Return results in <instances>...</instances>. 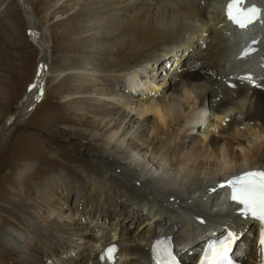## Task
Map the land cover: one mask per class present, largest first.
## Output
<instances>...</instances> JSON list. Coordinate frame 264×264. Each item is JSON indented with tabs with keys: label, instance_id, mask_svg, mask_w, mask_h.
Masks as SVG:
<instances>
[{
	"label": "bare ground",
	"instance_id": "1",
	"mask_svg": "<svg viewBox=\"0 0 264 264\" xmlns=\"http://www.w3.org/2000/svg\"><path fill=\"white\" fill-rule=\"evenodd\" d=\"M18 1L30 16L28 2ZM68 1L65 12L77 8L72 17L86 16L89 57L71 73L50 69L44 58L49 49L42 48L39 29L28 20L40 49V71L7 122L24 131L25 113L34 109L46 83L71 74L75 87L63 103L85 128L79 135L89 143L81 170L86 181L78 186L71 177L53 174L36 185L30 194L35 211L10 220L15 232H0V264H47L52 256L58 264H100L97 249L111 243L119 245L116 264H152L149 249L163 233L174 236L182 256L192 257L222 226L241 235L236 250L241 256L250 252L245 264H256L255 221L241 216L239 207L225 209L218 195L226 177L264 169V77L257 60L234 62L237 42L252 31L235 33L225 21L227 0ZM112 37L115 58L102 61L100 41ZM242 68L256 74L251 79L259 85L238 81ZM47 160L59 164L52 156ZM34 170L32 163H22L17 182ZM80 205L88 219L81 218L78 228L68 220ZM4 210L11 209L0 208L1 216ZM86 240L88 249L82 250Z\"/></svg>",
	"mask_w": 264,
	"mask_h": 264
},
{
	"label": "rangeland",
	"instance_id": "2",
	"mask_svg": "<svg viewBox=\"0 0 264 264\" xmlns=\"http://www.w3.org/2000/svg\"><path fill=\"white\" fill-rule=\"evenodd\" d=\"M67 1L26 0V3H29L26 7H30H28L30 12L28 20L35 21L34 23L41 28L47 41L50 69L66 70V68H70L68 72L70 70L69 73H71V67L83 64V59L89 57L87 52L90 49L88 46L90 40L86 36L87 33L83 32L87 29L86 16L83 15L84 19L82 16L77 17L79 20L72 17L73 13L79 11L77 8H75L77 11L65 12L64 7L67 4H72ZM21 7L18 0H0V31L2 30L0 32V127L17 113L21 100L30 91L40 71V49L37 44H35L36 47L34 46L28 20L25 19ZM105 24L110 23L105 21ZM112 34L113 29L110 35L112 36ZM40 42L42 43L41 40ZM100 44L99 46H103V55L101 57L99 55V59L102 58V61L114 59L115 57L110 52L113 46V37L101 40ZM106 47H109L108 50ZM98 65L99 69L106 68L101 63ZM68 72L61 75L55 83L52 84L51 81L46 83L45 90L38 96L39 99L36 101L31 115L26 117L23 124L21 123L25 126V130L17 131L18 127H14L0 140V208L11 209L10 211L4 210L2 216L0 215V232L14 231L10 220L17 221L18 218H28L29 212L35 211L32 209L33 200L30 199V194H32V189L35 190L40 183L45 181L46 177L53 174L62 175V177L68 176L73 178L72 180L78 186L86 181L81 176V170L85 166L84 153L88 140L80 138L79 135L80 131L85 128L78 124L79 117L70 113L63 103V95L73 91L75 87L71 84L74 78L70 76L71 74H67ZM102 84L104 87L112 89V82L109 81L106 84L103 80ZM229 118L232 119L231 116ZM239 118H241L240 115ZM68 142H73V144L70 145ZM46 156L54 157L59 164H50ZM143 160L147 162V157L144 156ZM24 162L32 163L36 170L17 182V171ZM94 162L102 165L95 158ZM89 186L91 187V184H88ZM82 207L83 205H80L78 211H74L73 217L68 221L75 222L76 225L80 224V219L86 216ZM55 216L54 214L53 217ZM86 217L88 219V216ZM87 222L90 221L87 220ZM80 225L83 226V224ZM87 242L86 240L81 244L82 250L88 249ZM44 260L47 261V259ZM55 261L58 264L60 260L52 256L47 264H56Z\"/></svg>",
	"mask_w": 264,
	"mask_h": 264
},
{
	"label": "snow or ice",
	"instance_id": "3",
	"mask_svg": "<svg viewBox=\"0 0 264 264\" xmlns=\"http://www.w3.org/2000/svg\"><path fill=\"white\" fill-rule=\"evenodd\" d=\"M243 2L244 0H229L225 10L227 19L242 30L260 18V9L255 6L241 10L240 5ZM248 54L250 52L246 50L244 55L247 56ZM221 187H227L231 190L230 200L241 206V216L255 218L264 224V170H249L236 175L227 180L226 184H222ZM237 239L238 234L229 231L218 243L208 244L203 257L200 259V264H231L229 253ZM260 245L264 249V231L261 233ZM116 250L114 245L108 247L102 254V258L111 259ZM152 251L157 258L156 264H178L170 251L167 240L156 241Z\"/></svg>",
	"mask_w": 264,
	"mask_h": 264
},
{
	"label": "water",
	"instance_id": "4",
	"mask_svg": "<svg viewBox=\"0 0 264 264\" xmlns=\"http://www.w3.org/2000/svg\"><path fill=\"white\" fill-rule=\"evenodd\" d=\"M25 1V0H24ZM38 29H39V27H37ZM38 32H40V30H38ZM40 35V36H39ZM38 36H39V39L42 41V43H43V45H42V48L44 49H46V51L48 50L47 48H48V45H47V42H46V40L43 38V37H41V32H40V34H39ZM35 36H36V34H35ZM47 54V53H46ZM44 58H45V61L48 63V55H44ZM49 64V63H48ZM47 64V65H48ZM49 66V65H48ZM45 76H46V74H44ZM42 83V82H41ZM43 83H44V81H43ZM42 83V84H43ZM30 111H31V109L28 111V113H25V112H22V113H25V116H29L30 115ZM22 113H19L20 114V116L22 115ZM18 117H19V115H17V117H16V120L18 119ZM13 126V124H11V123H9V122H5L1 127H0V140L4 137V135L11 129V127Z\"/></svg>",
	"mask_w": 264,
	"mask_h": 264
}]
</instances>
